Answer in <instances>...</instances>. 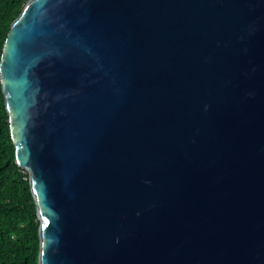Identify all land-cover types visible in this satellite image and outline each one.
Returning a JSON list of instances; mask_svg holds the SVG:
<instances>
[{
    "label": "water",
    "instance_id": "95a60500",
    "mask_svg": "<svg viewBox=\"0 0 264 264\" xmlns=\"http://www.w3.org/2000/svg\"><path fill=\"white\" fill-rule=\"evenodd\" d=\"M0 82L39 264H264V0H28Z\"/></svg>",
    "mask_w": 264,
    "mask_h": 264
},
{
    "label": "trees",
    "instance_id": "16d2710c",
    "mask_svg": "<svg viewBox=\"0 0 264 264\" xmlns=\"http://www.w3.org/2000/svg\"><path fill=\"white\" fill-rule=\"evenodd\" d=\"M28 0H0V60L11 25ZM40 221L29 173L16 162L0 82V264H39Z\"/></svg>",
    "mask_w": 264,
    "mask_h": 264
}]
</instances>
